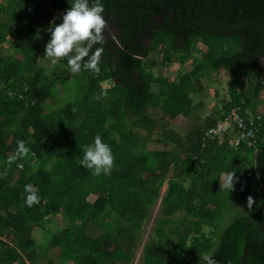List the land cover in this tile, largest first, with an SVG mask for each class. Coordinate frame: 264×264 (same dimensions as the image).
I'll return each mask as SVG.
<instances>
[{"label":"trees","instance_id":"16d2710c","mask_svg":"<svg viewBox=\"0 0 264 264\" xmlns=\"http://www.w3.org/2000/svg\"><path fill=\"white\" fill-rule=\"evenodd\" d=\"M100 2L115 34L105 30L94 46L104 48L96 75L71 73L66 58L40 64L50 63L52 22L73 0H0V264H133L156 205L137 264H194L207 254L216 264H264V0ZM184 53L189 72L172 81L153 73ZM222 69L229 100L179 130L192 95ZM260 102L253 147L233 149L227 138L202 146L232 108ZM97 134L116 157L107 176L80 163ZM19 140L30 153L9 164ZM227 171L237 179L230 193L219 188ZM26 184L40 196L32 207ZM249 196L252 209L240 208Z\"/></svg>","mask_w":264,"mask_h":264},{"label":"clouds","instance_id":"9594fccd","mask_svg":"<svg viewBox=\"0 0 264 264\" xmlns=\"http://www.w3.org/2000/svg\"><path fill=\"white\" fill-rule=\"evenodd\" d=\"M31 11V10H29ZM104 5L100 0H73L70 7L62 16V23L55 24L49 30L51 38L44 49V58L56 65L60 58L67 59V65L73 74L92 72L99 75L101 72V58L104 48L95 45L104 44V33L108 28V21L104 16ZM94 49V50H93ZM30 153L29 147L23 140L17 141L16 151L9 160V164L17 159H23ZM116 157L109 144L97 134L91 144L83 146L81 165L91 170L94 176L110 175L116 167ZM22 167V165H19ZM237 179L234 171L221 173L219 188L227 192L234 191ZM24 191L25 204L32 207L40 202L38 189L32 184H26ZM253 197H247V207L252 209ZM206 264H216L209 256H204Z\"/></svg>","mask_w":264,"mask_h":264},{"label":"rangeland","instance_id":"374dc122","mask_svg":"<svg viewBox=\"0 0 264 264\" xmlns=\"http://www.w3.org/2000/svg\"><path fill=\"white\" fill-rule=\"evenodd\" d=\"M107 30V34L108 35H114L115 31L114 30H109L108 28ZM199 48H203L202 45H198ZM4 48L9 49V47L4 44ZM11 51H14L13 49H10ZM152 57V55L150 56ZM157 59L158 62H160L158 56L154 57ZM175 62L171 63V64H161L158 65L155 70L153 71V73L155 75H159L163 78H166L168 81H172L176 75H181L185 72H189L192 69V62L190 60V58L188 57L187 54H179L177 56H175ZM262 64L264 65V59L262 60ZM40 64L44 67H51V63L41 59L40 60ZM229 81V74L225 69L220 70L218 73H213L211 74L210 79L208 80V82L205 84L204 88L202 91H200V93L196 96V95H192L193 98V110L192 113L190 114V116L188 118H180L178 117V121H176L177 127L179 128V130L185 131L188 129L189 125H195L197 123V121L200 120H204L206 118H209L211 116V114L214 111H219L221 106H222V102L223 101H228L229 100V96L227 93V83ZM103 87H106L105 84H103ZM246 85H243V87H241L239 90H244L246 89ZM62 90H59V95L62 96ZM149 105L153 106L154 108H161L162 107V103L159 101H151L149 102ZM247 115L249 117L253 116V115H258L262 116L263 113V104L262 102L258 103L255 107V110H250L248 109L246 111ZM171 117V116H170ZM129 161V159H128ZM166 186L162 187L161 189V194L164 193ZM89 202H93L95 200V197L91 196L88 197ZM247 206L246 204H240V208H244ZM157 205L154 207V209L150 212L148 218L145 221L144 227H143V234H142V242L138 248V250L136 251V256H135V260L133 262V264H137L139 262V258L141 255V251H142V247L144 242L146 241L147 237L149 236V234H151L152 232V228H153V224L156 220L157 217ZM233 216L231 213H229L227 215L226 220H224V223L222 225V228H226L231 221L233 220L232 217ZM101 219L100 216L98 217H94L93 221L99 222ZM58 223L62 224V222L60 221V219L58 218ZM55 251V250H54ZM56 252V251H55ZM51 255V254H50ZM53 256V255H52ZM207 256H209L207 254ZM54 259H57L55 256H53ZM194 264H206V261H204V259L200 260V261H195Z\"/></svg>","mask_w":264,"mask_h":264},{"label":"built area","instance_id":"2783aa9c","mask_svg":"<svg viewBox=\"0 0 264 264\" xmlns=\"http://www.w3.org/2000/svg\"><path fill=\"white\" fill-rule=\"evenodd\" d=\"M259 120L260 116L258 115L249 117L246 110L242 112L240 108H232L214 126L205 131L202 146L213 140H218L221 143L227 138L233 149H238L241 145L251 148L256 143L258 132L256 123Z\"/></svg>","mask_w":264,"mask_h":264},{"label":"flooded vegetation","instance_id":"af4514ba","mask_svg":"<svg viewBox=\"0 0 264 264\" xmlns=\"http://www.w3.org/2000/svg\"><path fill=\"white\" fill-rule=\"evenodd\" d=\"M264 59V57H262L261 59H260V63H261V66L263 67V73H264V65L262 64L263 62H262V60Z\"/></svg>","mask_w":264,"mask_h":264}]
</instances>
